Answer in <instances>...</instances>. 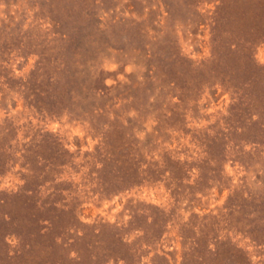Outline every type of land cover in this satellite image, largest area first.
I'll use <instances>...</instances> for the list:
<instances>
[{
	"label": "rangeland",
	"instance_id": "1",
	"mask_svg": "<svg viewBox=\"0 0 264 264\" xmlns=\"http://www.w3.org/2000/svg\"><path fill=\"white\" fill-rule=\"evenodd\" d=\"M0 264H264V0H0Z\"/></svg>",
	"mask_w": 264,
	"mask_h": 264
}]
</instances>
